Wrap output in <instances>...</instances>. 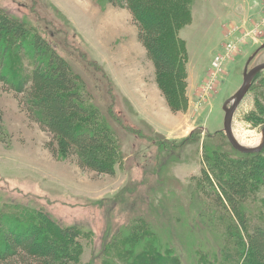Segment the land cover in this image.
Returning a JSON list of instances; mask_svg holds the SVG:
<instances>
[{"label":"rangeland","instance_id":"obj_1","mask_svg":"<svg viewBox=\"0 0 264 264\" xmlns=\"http://www.w3.org/2000/svg\"><path fill=\"white\" fill-rule=\"evenodd\" d=\"M169 1L176 3V23L162 40L179 70L162 83L167 101L124 5L0 0L67 60L118 149L111 175L82 169L62 151L54 158L45 147L48 134L26 118L13 92L0 90V206L20 209L50 237L47 220L78 227L75 238L53 236L61 248L71 245L63 264H132L136 250L174 254L181 264H243L231 236L240 223L213 190L241 157L223 131V107L244 72L264 62V0ZM263 125L261 69L231 127L245 146H255ZM241 204L249 225L264 230V185H250Z\"/></svg>","mask_w":264,"mask_h":264},{"label":"trees","instance_id":"obj_2","mask_svg":"<svg viewBox=\"0 0 264 264\" xmlns=\"http://www.w3.org/2000/svg\"><path fill=\"white\" fill-rule=\"evenodd\" d=\"M110 1L113 5H124L130 13L137 39L152 62L162 94L169 101L162 83L167 77L169 83L172 82L179 65L162 39L166 28L175 26V1ZM0 90L13 92L26 118L48 134L45 147L54 158L62 151L82 169L113 174V157L118 152L113 131L101 115H96L98 111L86 97L76 73L40 33L30 30L1 8ZM200 128L198 132H201ZM3 132L0 111V134ZM239 153L241 157L227 165L228 176L223 173L219 177L218 184L222 187H218L219 191L214 187L213 196L215 202L232 214L233 218H229L234 220L235 217L240 223L239 228L235 224L237 233L231 236L238 254L244 257L243 264H264V230L249 225V217L241 204L250 185H264V153ZM242 162H249V166ZM12 208L0 206V264H63L70 259L71 245L68 243L67 248H61L53 236L75 238L80 234L78 227L62 228L59 223L47 220L53 234L50 237L39 233L41 223H36L35 219L27 220L20 209L13 205ZM27 228H31L28 233L25 232ZM103 250L107 251L105 245ZM131 257L134 258L132 264H181L176 255L155 251L136 250Z\"/></svg>","mask_w":264,"mask_h":264},{"label":"water","instance_id":"obj_3","mask_svg":"<svg viewBox=\"0 0 264 264\" xmlns=\"http://www.w3.org/2000/svg\"><path fill=\"white\" fill-rule=\"evenodd\" d=\"M264 69V62L260 63L258 65H255L253 68H251L248 71L244 72L243 75V81L242 84L240 85L239 89L237 90L236 94L231 100V103L229 106H224V119H223V131L226 135L227 140L229 141L230 145L235 148L236 150L240 152H258L260 151L263 146H264V125L262 127V139L259 144L255 146H245L244 144L240 143L236 137L234 136L232 132V117L234 115V112L241 102L242 98L244 97L247 89L249 82L251 80V77L259 70Z\"/></svg>","mask_w":264,"mask_h":264},{"label":"built area","instance_id":"obj_4","mask_svg":"<svg viewBox=\"0 0 264 264\" xmlns=\"http://www.w3.org/2000/svg\"><path fill=\"white\" fill-rule=\"evenodd\" d=\"M215 64H216L217 67H219V58L216 59Z\"/></svg>","mask_w":264,"mask_h":264},{"label":"bare ground","instance_id":"obj_5","mask_svg":"<svg viewBox=\"0 0 264 264\" xmlns=\"http://www.w3.org/2000/svg\"><path fill=\"white\" fill-rule=\"evenodd\" d=\"M237 138V137H236ZM238 139V138H237ZM241 143H243V144H245L246 145V143H244V141H242V140H240V139H238Z\"/></svg>","mask_w":264,"mask_h":264}]
</instances>
